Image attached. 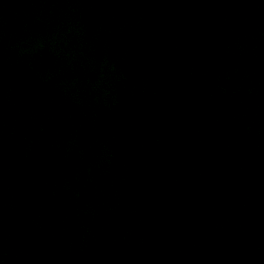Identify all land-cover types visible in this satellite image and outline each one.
Returning <instances> with one entry per match:
<instances>
[{
    "label": "water",
    "instance_id": "1",
    "mask_svg": "<svg viewBox=\"0 0 264 264\" xmlns=\"http://www.w3.org/2000/svg\"><path fill=\"white\" fill-rule=\"evenodd\" d=\"M0 264H264V0H0Z\"/></svg>",
    "mask_w": 264,
    "mask_h": 264
}]
</instances>
